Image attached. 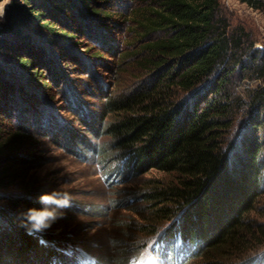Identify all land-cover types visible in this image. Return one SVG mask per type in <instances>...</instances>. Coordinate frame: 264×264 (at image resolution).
Returning a JSON list of instances; mask_svg holds the SVG:
<instances>
[{
	"label": "trees",
	"instance_id": "trees-1",
	"mask_svg": "<svg viewBox=\"0 0 264 264\" xmlns=\"http://www.w3.org/2000/svg\"><path fill=\"white\" fill-rule=\"evenodd\" d=\"M241 1L257 9L262 2ZM6 20L0 56L11 63L0 66V264L57 263L49 232L22 226L28 208L45 207L44 194L25 180L41 160L28 152L37 143L24 127L33 111L25 82L51 89L44 59L59 65L63 42L75 48L81 37L95 36L91 23L125 27L132 48L125 60L148 77L128 95L108 97L98 123L132 171L174 177L142 193L152 214L147 228L167 223L159 241L170 254L184 250L190 262L264 264L244 258L264 239V229L259 234L250 221L264 197V50L231 28L221 0H13ZM33 27L59 41L51 47L47 37H31ZM93 44L84 54L102 59ZM248 80L262 83L244 99L237 90ZM19 111L20 126L8 124ZM16 183L20 190L6 192Z\"/></svg>",
	"mask_w": 264,
	"mask_h": 264
},
{
	"label": "rangeland",
	"instance_id": "rangeland-1",
	"mask_svg": "<svg viewBox=\"0 0 264 264\" xmlns=\"http://www.w3.org/2000/svg\"><path fill=\"white\" fill-rule=\"evenodd\" d=\"M12 1L0 0V40L7 37L6 14ZM261 1L257 9L241 0H221L231 28L245 40L252 36L255 48L260 51L264 50V0ZM94 24H90L93 38L81 37L82 44L75 48L66 42L59 45L65 56L59 65L44 59L41 71L51 89L41 82H25L29 94L25 104L33 111L32 115L24 116L30 121L24 127L32 131L37 143L28 152L41 157L40 164L25 173V180L33 182L30 189L36 188L43 194L66 192L70 201L69 207L56 209L62 215L45 229L53 238L52 247L58 255L56 264H127L145 240L155 245L159 264H200L199 259L190 262L184 250L170 254L168 248L164 249L158 238L168 227L167 223L153 229L146 225L152 214L142 193L152 182L169 183L174 177L157 170L132 171L130 164L112 150L113 139L99 130L107 98L128 95L146 84L148 77L132 59L125 60V54L132 51L131 35L125 27L111 24L104 28ZM30 36L39 40L47 37L37 27L32 28ZM47 40L51 47L59 41ZM93 43L104 54L102 59L92 60L84 54ZM55 50L48 49L50 55ZM10 63L7 55L0 56L1 67ZM261 83L245 81L237 95L247 99L249 91ZM21 112H15L14 123H7L21 124L18 118ZM83 144L96 146L100 153L84 150ZM17 190L20 189L16 183L6 192ZM250 219L261 234L264 197ZM244 258L264 259V239L253 242Z\"/></svg>",
	"mask_w": 264,
	"mask_h": 264
},
{
	"label": "clouds",
	"instance_id": "clouds-1",
	"mask_svg": "<svg viewBox=\"0 0 264 264\" xmlns=\"http://www.w3.org/2000/svg\"><path fill=\"white\" fill-rule=\"evenodd\" d=\"M41 202L45 205L44 208L38 209L31 207L22 213L24 217L22 226L28 228L29 233L40 232L50 228L52 223L58 218V215H62L58 214L56 209L70 206L68 194L60 191H53L50 194L42 195ZM53 205L55 207H51ZM166 232L167 229H165L164 233H161V236ZM127 264H159L156 258L155 245L149 244L145 240L142 247L128 258Z\"/></svg>",
	"mask_w": 264,
	"mask_h": 264
}]
</instances>
